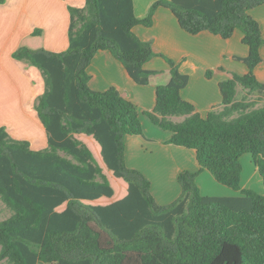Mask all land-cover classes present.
<instances>
[{
    "label": "trees",
    "instance_id": "trees-1",
    "mask_svg": "<svg viewBox=\"0 0 264 264\" xmlns=\"http://www.w3.org/2000/svg\"><path fill=\"white\" fill-rule=\"evenodd\" d=\"M263 4L156 0L140 18L133 0H86L85 7L69 6L66 50L20 45L13 57L28 59L44 77L35 108L47 149H34L0 127V195L16 211L0 222L1 257L12 264H264V193L241 185L245 153L264 184V106L236 99L238 85L264 97V83L255 73L264 35L250 14ZM161 7L193 35L244 34L249 54L236 58L249 71L220 83L223 106L206 117L182 97L190 78L179 64L134 31L137 25L153 26ZM41 34L36 28L32 35ZM100 51H109L142 86L158 73L148 70L147 62L160 56L170 66V81L157 86L155 107L144 114L172 133L168 144L195 150L200 170L179 174L181 194L168 204L157 203L151 180L125 160L126 136L144 135L137 105L114 86L98 91L89 85L88 68ZM175 116L185 118L175 121ZM81 135L94 140L102 166ZM205 169L240 195H203L197 176ZM112 174L126 183L120 196L109 181Z\"/></svg>",
    "mask_w": 264,
    "mask_h": 264
},
{
    "label": "crops",
    "instance_id": "crops-1",
    "mask_svg": "<svg viewBox=\"0 0 264 264\" xmlns=\"http://www.w3.org/2000/svg\"><path fill=\"white\" fill-rule=\"evenodd\" d=\"M133 1L136 16L142 18L148 14L156 0ZM85 5L86 0H5L4 3H0V44H3L0 48V65L6 73L2 75V71L0 72V110L7 112L11 117L22 116V112L26 113L28 110L36 115L35 107L38 98L45 90L42 71L28 59H15L13 53L22 44L33 48L43 47L56 52L66 50L69 46L71 22L69 6L85 7ZM250 14L259 21L264 35V4L250 10ZM36 28L41 29V36L32 35ZM134 31L141 39L152 41L156 52L173 58L179 64L181 72L189 76V83L182 90V97L192 102L196 111L204 117L212 110L223 106L220 83L231 79L233 74L245 75L249 71L247 65L236 58H244L249 54V47L243 43L244 34L240 30H236L230 39H224L208 31L193 35L181 28L169 9L161 7L156 12L153 26L137 25ZM261 54L262 62L256 67L255 73L264 83V45L261 48ZM145 67L158 73L152 75L150 84L142 86L130 77L122 63L109 51H100L88 68L91 75L89 85L98 91L116 87L122 96L134 102L138 111L143 113L155 107L157 86L166 84L171 79L170 66L160 56L147 62ZM208 70L212 71L211 78L207 77ZM16 94L21 96L20 102L24 99L31 102L30 107L26 108L21 105L13 112V107L7 104ZM245 97L256 102L254 108L264 106V104L257 106V103H264V97H259V94L254 92L248 93L247 89L238 85L236 99L242 100ZM177 118L180 119L176 120ZM184 118L185 116L173 117L175 121H182ZM143 124L145 125L144 121ZM169 133L162 135L155 133V138H149L146 135L144 137L142 135L126 136L125 160L127 165L140 169L151 179L149 170L142 167L136 161V157L161 152L165 157L163 160L169 162L170 166L174 165L175 161L177 162L171 174L172 177L178 178L183 170L199 171L200 164L197 161L195 150L168 144L167 141L172 136V133ZM9 134H14L16 137L12 129L9 130ZM147 142L153 143L148 145ZM250 171L251 181L246 182V186L242 187L252 189V186H257V189H261L258 192L262 193L263 179L253 163L252 156L250 157ZM202 172L207 174V178H214L209 170L205 169ZM179 189L181 194L180 184ZM222 193L219 196L240 195L225 189Z\"/></svg>",
    "mask_w": 264,
    "mask_h": 264
},
{
    "label": "rangeland",
    "instance_id": "rangeland-1",
    "mask_svg": "<svg viewBox=\"0 0 264 264\" xmlns=\"http://www.w3.org/2000/svg\"><path fill=\"white\" fill-rule=\"evenodd\" d=\"M3 44H0V48ZM164 60V59H163ZM165 61V60H164ZM4 65L5 60L3 59ZM0 65V72L2 75L6 74L4 73L3 69H1ZM36 81V79H34ZM35 85V82H34ZM1 86V85H0ZM36 87V85H35ZM16 89V88H15ZM26 90V89H25ZM44 92V90H43ZM17 93V91H16ZM242 95V94H241ZM20 95L16 94V96H13L11 100L8 102V106L13 107L15 112L19 107L27 106L30 107V103L27 99H24L23 102H20ZM15 98V100H14ZM1 104V103H0ZM264 103H257V106H262ZM33 110V108H32ZM139 120L142 123L143 132L144 135H146L149 138H155V133L159 134H170L169 131L163 130L160 127L153 125L152 122L149 120V118L141 111L139 110ZM20 113V112H19ZM143 114V115H142ZM146 118V119H144ZM180 119V118H179ZM178 118L176 120H179ZM143 121L145 122V125L143 124ZM147 123V125H146ZM0 127H5L6 130L9 133V130H13L15 132L16 137L14 134H11L12 137L18 138V139H26L31 142V145L34 149L37 150H46L47 149V134L44 126L42 125L39 115L36 112L35 114H31L30 110L28 112L23 113L22 116H10L7 112H4L0 110ZM79 138L84 141L87 145L90 146L96 161L102 166L103 160L101 159V154L96 150L95 142L92 138L87 136H79ZM153 142H147L146 144L152 145ZM98 145V143L96 142ZM64 156H67L68 158H71V156L62 153ZM251 154L245 153L241 157V163L243 165V171H242V178H241V185L246 186V182L251 181V171H250V156ZM165 158L161 152H155L154 154H145L144 156H138L136 157V161L139 162L142 167L149 170L152 178L150 179L152 183V194L155 197L156 201L160 205H165L170 202H172L174 199L178 197L180 194L179 189V183L178 178L172 177L171 174H173L174 168H176L177 162H174V165L170 166L169 162H166L163 160ZM177 159V158H176ZM166 165L164 166V164ZM140 170V169H139ZM104 173H111L107 170L106 166H103ZM141 171V170H140ZM206 172V171H205ZM207 173V172H206ZM210 175V174H209ZM207 174H204V172H201L197 176V183L201 187V192L203 195H209V196H219L222 193V190H227L232 192L233 194H240V191H235L234 189L225 186L223 184H220L217 182L214 178H207ZM109 181L111 185L114 187L116 191V196L122 195L125 191V181L120 178H116L113 174L109 175ZM100 179V178H99ZM253 180V179H252ZM254 181V180H253ZM256 185V184H255ZM251 186V185H250ZM254 190L258 192L257 186H252ZM264 193V190L261 191ZM260 193V192H259ZM65 206L60 207V210H62ZM16 213L15 208L11 206L1 195H0V222L5 221L12 217ZM1 251L2 247L0 246V264H12L11 261L8 258H2L1 257Z\"/></svg>",
    "mask_w": 264,
    "mask_h": 264
}]
</instances>
